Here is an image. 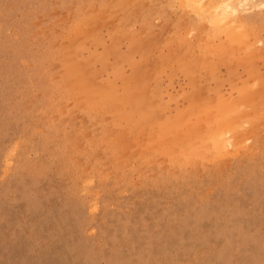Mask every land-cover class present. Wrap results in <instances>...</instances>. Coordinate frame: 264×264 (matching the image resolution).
Returning <instances> with one entry per match:
<instances>
[{
  "label": "rangeland",
  "instance_id": "374dc122",
  "mask_svg": "<svg viewBox=\"0 0 264 264\" xmlns=\"http://www.w3.org/2000/svg\"><path fill=\"white\" fill-rule=\"evenodd\" d=\"M184 1L0 0V264H264V0ZM124 79L153 125L97 101Z\"/></svg>",
  "mask_w": 264,
  "mask_h": 264
},
{
  "label": "bare ground",
  "instance_id": "6f19581e",
  "mask_svg": "<svg viewBox=\"0 0 264 264\" xmlns=\"http://www.w3.org/2000/svg\"><path fill=\"white\" fill-rule=\"evenodd\" d=\"M114 1V0H113ZM191 1V0H190ZM202 1V0H201ZM207 2H208V0H206ZM213 1H215V0H213ZM216 1H218V2H216ZM215 2L217 3V5L215 4V6H213L214 8H212V6L211 5H209V4H212L211 2H209V4H207L206 6H202V7H208L207 9V11H210V12H206V16L208 17L209 16V14H212V11L213 10H209V9H214V10H216L217 11V14L218 15H221V16H224L222 19H223V22L222 23H214L215 25L216 24H219V25H222V24H227L228 25V23L227 22H225L226 20H228L226 17L227 16H229V15H227V14H233V15H236V14H238L237 12H238V9H242L243 7H244V5L246 4V1H244V0H216ZM184 2H186V0L184 1ZM183 2V3H184ZM192 2V1H191ZM199 2V1H198ZM202 2H204V1H202ZM182 3V4H183ZM190 3V2H189ZM188 3V4H189ZM200 3V2H199ZM199 3L198 4H195L196 6H198L199 7ZM248 3V2H247ZM191 4V3H190ZM194 4V3H193ZM206 4V3H205ZM194 5V6H195ZM247 5V4H246ZM245 5V6H246ZM183 6V5H182ZM209 6H211L210 8H209ZM186 7V6H185ZM189 8H191L190 6H188ZM201 7V8H202ZM200 8V10H202ZM194 9V8H193ZM192 9V10H193ZM195 9H196V7H195ZM194 9V10H195ZM205 9V8H204ZM197 10V9H196ZM206 10V9H205ZM205 10H202L201 12H203V11H205ZM101 12V11H100ZM108 12V11H107ZM115 12V11H114ZM198 12V11H197ZM197 12H195V13H197ZM214 12V11H213ZM200 13V12H199ZM208 14V15H207ZM85 15V14H84ZM221 16H219L220 18H221ZM226 16V17H225ZM217 17V16H216ZM230 17V16H229ZM228 17V18H229ZM209 18H210V16H209ZM219 18V19H220ZM231 18V17H230ZM229 18V19H230ZM211 19V21L213 20V19H215V18H210ZM224 19H225V21H224ZM232 19V18H231ZM83 20H85V19H83ZM217 20H218V18H217ZM221 20V19H220ZM220 20H218L217 22H219ZM86 21V20H85ZM84 21V22H85ZM215 21H216V19H215ZM237 21V20H236ZM244 21V20H243ZM115 22V21H114ZM209 22H210V20H209ZM229 22H231V23H229V24H235L236 22H232V21H229ZM213 23H211V24H213ZM239 22H237V24H238ZM84 24V23H83ZM213 24V25H214ZM78 25V24H77ZM100 25V24H99ZM218 25V26H219ZM83 26V25H82ZM217 26V25H216ZM224 27V26H223ZM227 27V26H226ZM244 27V26H243ZM78 28H79V26H78ZM184 28V27H183ZM86 29V28H85ZM227 29V28H226ZM237 29V28H236ZM80 30H82V29H80ZM233 30V29H232ZM86 31V30H85ZM83 32V31H82ZM87 32V31H86ZM80 33H81V31H80ZM188 33V32H187ZM186 33V34H187ZM75 34V33H74ZM247 34V33H246ZM81 35V34H80ZM144 35V34H143ZM142 35V36H143ZM184 37V36H183ZM199 38V37H198ZM210 38V37H209ZM198 40V39H197ZM69 42V41H68ZM68 44V43H67ZM80 44V43H79ZM195 44V43H194ZM207 44V43H206ZM179 45V44H178ZM177 45V46H178ZM210 45V44H209ZM222 46V45H221ZM68 47V46H67ZM66 47V48H67ZM69 48H72V46L70 47L69 46ZM68 48V49H69ZM60 49V48H59ZM134 49V48H133ZM219 49V48H218ZM217 49V50H218ZM250 49V48H249ZM63 50V49H62ZM66 50V49H65ZM158 50V49H157ZM223 50H225V49H223ZM216 51V50H215ZM220 51V50H219ZM160 52V51H159ZM181 52V51H180ZM252 52V51H251ZM72 53H74V52H72ZM147 53V52H146ZM151 53H153V52H151ZM151 53H149V55H151L152 56V54ZM182 53V52H181ZM195 53V52H194ZM214 53H216V52H214ZM70 54V53H69ZM148 54V53H147ZM189 54V53H188ZM216 54H218V53H216ZM193 55V54H192ZM203 55V54H202ZM210 55V54H209ZM225 56H226V54H224ZM144 56V55H143ZM169 56V55H168ZM167 56V57H168ZM177 56V55H176ZM179 56V55H178ZM228 56V55H227ZM248 56V55H247ZM155 57V56H154ZM175 57V56H174ZM187 57V56H186ZM142 58V57H141ZM226 58V57H225ZM67 59V58H66ZM147 59V58H146ZM181 59V58H180ZM184 59V58H183ZM183 59H182V61H183ZM205 59V58H204ZM140 60V59H139ZM169 60V59H168ZM211 60V59H210ZM209 60V61H210ZM145 61H148V60H145ZM145 61H144V63H145ZM191 61H193V60H191ZM190 61V62H191ZM200 61V60H199ZM78 62V61H77ZM159 62V61H158ZM165 62V61H164ZM179 62V61H178ZM188 62V61H187ZM187 62H186V64H187ZM202 62V61H201ZM214 62V61H213ZM81 63V62H80ZM193 63V62H192ZM161 64H162V62H161ZM170 64H171V61H170ZM183 64H184V62H183ZM193 64H195V63H193ZM198 64V63H197ZM80 65V64H79ZM136 65H137V62H136ZM140 65V64H139ZM185 65V64H184ZM203 65H204V63H203ZM207 65H208V63H207ZM213 65V64H212ZM82 66H84V65H82ZM169 66V65H168ZM205 66H206V64H205ZM66 66H64V68H65ZM79 67H81V65L79 66ZM138 67V66H137ZM163 67V66H162ZM185 67H186V65H185ZM84 68V67H83ZM88 68V67H87ZM87 68H84V69H82V67H81V69L82 70H84V74L86 73L85 72V70L87 69ZM131 68V67H130ZM155 68V67H154ZM198 68H199V66H198ZM209 68V67H208ZM211 68V67H210ZM214 68V67H213ZM77 69V68H76ZM71 70V69H70ZM82 70H80L79 72L80 73H83V71ZM195 70V69H194ZM82 71V72H81ZM132 71V70H131ZM131 71H130V73H131ZM135 71H136V68H135ZM189 71H191V70H189ZM69 72V71H68ZM77 72H78V69H77ZM199 72V71H198ZM197 72V73H198ZM151 73H153V72H150V74ZM196 73V72H195ZM205 73V72H204ZM206 73H208V70H207V72ZM70 74H71V72H70ZM70 74H69V76H70ZM77 74V73H76ZM88 74V73H87ZM191 74H192V71H191ZM72 75V74H71ZM123 76V75H122ZM144 76V75H143ZM191 76V75H190ZM124 77V76H123ZM126 77H128V76H126ZM255 77V76H254ZM79 78V77H78ZM80 78H82V77H80ZM79 78V79H80ZM125 78V77H124ZM146 78V77H145ZM258 78V76L257 77H255V79H257ZM263 79H264V77H262ZM72 79V78H71ZM87 79V78H86ZM126 79V78H125ZM123 80V82L126 84V81H128V80ZM132 79V78H131ZM131 79H130V81H131ZM254 79V80H255ZM260 79V78H259ZM192 80V79H191ZM196 80V79H195ZM253 80V81H254ZM258 80V79H257ZM75 81V80H74ZM130 81H128V82H130ZM188 81V80H187ZM252 81V82H253ZM259 81H261V83L260 82H258V81H256L255 80V82H257L256 84H259L260 83V86H259V90H260V87H262V85H264V84H262V79L261 80H259ZM70 82V81H69ZM191 82V81H190ZM112 83V82H111ZM82 84L83 85H81V89H83V86H85L86 85V83H84V81H82ZM128 84V83H127ZM140 84V83H139ZM139 84L137 83V81H134L133 83H131L130 82V84L128 85V86H125L124 88H123V91L121 92V90L122 89H120V92L118 93L114 88L112 89L111 88V90H109V91H107L106 93H103V92H96L95 94L98 96V98H97V101H104V100H107L106 102H112V104L109 106L110 108H112L114 111H116V113L118 114V115H121V116H124V118L126 119V120H129L128 122L129 123H133L135 120V113L138 115V117L139 118H141L142 117V119L144 118L145 120H146V122L148 121V119L149 120H151L150 121V123L152 122V119H150L152 116H153V114H152V109H153V106H152V108L150 107V106H148V104H147V100H149V98H147V100H145V96L142 94V90H141V87L139 86ZM190 84V83H189ZM250 84V83H249ZM203 85V84H202ZM251 85V84H250ZM124 86V85H123ZM198 88V87H197ZM257 88H258V85H257ZM90 89V88H89ZM147 89V91H148V89H150L149 87H147L146 88ZM247 89V88H246ZM59 90V89H58ZM92 90V89H91ZM249 91H248V93H247V91L245 90V92L246 93H244L245 94V96H243V98H245L246 99V101L245 100H243L242 99V101H244L243 102V104L244 103H246L245 104V106L247 105V104H250V102H251V104L253 105V103H255V100L253 101V95L254 94H252L251 93V89H248ZM251 90V91H250ZM69 91V90H68ZM104 92H105V90H103ZM76 92V91H75ZM250 92V93H249ZM260 92H261V90H260ZM262 92H264V91H262ZM262 92H261V96L263 97L262 98V100H263V102H264V94H262ZM87 93V92H86ZM147 94H149L150 93V91H149V93L148 92H146ZM193 94H194V92H192ZM197 93V92H196ZM206 93V92H205ZM243 94V95H244ZM150 96L152 95L151 93L149 94ZM89 95H87V97H88ZM194 96H195V94H194ZM203 96H204V94H203ZM242 96V95H241ZM148 97V96H147ZM208 97V96H207ZM229 97V96H228ZM94 98V97H93ZM193 98V97H192ZM196 98V97H195ZM204 98V97H203ZM237 98V97H236ZM235 98V99H236ZM87 99H89V97L87 98ZM91 99H92V97H91ZM109 99H111L110 101H109ZM191 99V98H190ZM199 99V98H198ZM211 99H213V98H211ZM250 99V100H249ZM193 100V99H192ZM207 100H208V98H207ZM247 100H249L250 102H248L247 103ZM85 101V100H84ZM202 101V100H201ZM242 101H241V103H242ZM87 102V101H86ZM200 102V101H199ZM206 102V101H205ZM204 102V103H205ZM208 102V101H207ZM253 102V103H252ZM99 104V103H98ZM103 104V103H102ZM190 104H192V103H190ZM199 105L201 104V103H198ZM203 104V103H202ZM201 104V105H202ZM229 104V103H228ZM256 104V103H255ZM258 104V103H257ZM256 104V105H257ZM92 105V104H91ZM106 105H109L108 103H106ZM155 105V104H154ZM198 105V106H199ZM204 105V104H203ZM212 105V104H211ZM264 104H262V105H259V106H263ZM98 106V105H97ZM101 106V105H100ZM121 106H123L122 107V110H124L125 109V106L128 108V113L127 112H125V111H123L122 112V110L120 109V107ZM197 105H195V107H198ZM224 108H222V107ZM150 107V108H149ZM191 107V106H190ZM189 107V109H191V110H189V111H192L193 112V114H190V112H189V114L190 115H192V116H196V117H194V118H196V120L198 121V119H197V116L201 113V112H199V114H198V108H197V113H196V111H194V108H190ZM203 107V106H202ZM209 107H210V105H209ZM215 107V106H214ZM217 107H221L220 109H222L224 112H223V114L222 115H219V114H217L215 117L217 118L218 117V123H214L215 124V126L211 129V130H209L208 132H209V136H208V138L209 139H211L210 141L213 143L212 144V146H210L211 148L214 146V148H215V150L217 149L218 151H220L221 149H223L224 147H225V137H226V140H227V136H226V134H227V132H226V134L224 135V133H225V130L226 129H228V131H229V129H231V130H233L232 129V126H231V128H230V124H232V123H230L229 124V120H231V119H227V118H229L228 117V113L230 114L232 111L230 110V108H229V106L228 107H226L225 105H218ZM216 107V108H217ZM250 107V106H249ZM256 107V106H255ZM254 106H253V108H255ZM258 107V106H257ZM257 107L255 108V109H257ZM108 108V107H107ZM199 108H200V106H199ZM207 108H208V106H207ZM206 108V109H207ZM216 108H215V111H216V113H222V111H219V108L216 110ZM227 108V109H226ZM248 108V107H247ZM258 108H260L261 110L262 109H264V106L263 107H258ZM82 109V108H81ZM105 109V108H104ZM157 109V108H156ZM203 109V108H202ZM201 109V110H202ZM245 109V108H244ZM250 109V108H249ZM98 111V110H97ZM127 111V110H126ZM225 111H227L226 113H225ZM229 111V112H228ZM244 111V110H243ZM257 111L258 112H256L257 114L259 113V114H261L262 112L260 111V110H258L257 109ZM204 112V110H202V113ZM208 112H209V108H208ZM247 112H250V110L249 111H247ZM247 112H244V113H247ZM156 113V112H155ZM154 113V114H155ZM157 113H159V112H157ZM157 113H156V115H157ZM151 114H152V116H151ZM239 114H240V111H239ZM249 114V113H248ZM248 114H246V115H248ZM257 114H255V116L257 115ZM115 115V114H114ZM183 115H184V113H183ZM204 115H205V112H204ZM219 115V116H218ZM252 115V114H251ZM251 115H250V117H251ZM249 116V115H248ZM117 117V116H116ZM134 117V118H133ZM137 116H136V118H138ZM180 117V116H179ZM179 117H176V119H179L180 120V118ZM184 117V116H183ZM213 117V116H212ZM119 118V117H118ZM163 118V117H162ZM214 118V117H213ZM233 118H235V117H233ZM232 118V119H233ZM248 117H246V119H247ZM257 118H260V117H257ZM115 119V118H114ZM175 118H172V120H174ZM175 119V120H176ZM186 119H188L187 117L186 118H184V120H186ZM245 119V118H244ZM116 120H117V118H116ZM134 120V121H133ZM159 120H161V119H159ZM163 120V119H162ZM169 121V122H167L166 124H164V126H162L161 127V129H163L162 131H161V133H162V135H164L163 136V138L165 137V135H167L168 136V138H169V135H172V137L170 136V138H173L170 142H172V141H175L176 139H179V137H182L183 135H184V132L186 131V130H184V132H180L179 130L180 129H182L181 127H183V126H185L183 123H180V121L179 120H176V121ZM189 120V119H188ZM188 120H187V122H188ZM209 119H207V121H208ZM213 120V119H212ZM228 120V121H227ZM235 120V119H234ZM241 120V119H240ZM243 120V119H242ZM262 120V119H261ZM127 122V121H126ZM140 122H141V124H140ZM196 122V121H195ZM215 122H217V120L215 119ZM228 122V123H227ZM129 123H128V125H129ZM147 123H149V121L147 122ZM156 123V122H155ZM134 124H136V127H137V123L136 122H134ZM143 123H142V121L140 120L139 121V126L140 125H142ZM146 124V123H145ZM152 125H153V123H151ZM229 124V125H228ZM236 124H238V122L236 123ZM189 125V124H188ZM194 123L192 124V126L194 127ZM197 125V124H196ZM196 125H195V129L192 131V132H189L190 134L191 133H193L194 134V132H196V134L198 135V133H199V131H196L197 129V127H196ZM212 125V124H211ZM233 125V124H232ZM235 125V124H234ZM132 126H133V124H132ZM131 126V127H132ZM143 126H144V124H143ZM146 127H147V124L145 125ZM148 126H150V125H148ZM181 126V127H180ZM186 126H187V124H186ZM186 126H185V128H186ZM191 125H189V127H190ZM209 126V125H208ZM130 126H128L127 128H129ZM189 127L187 128V129H189ZM229 127V128H228ZM180 128V129H179ZM200 128V127H199ZM133 129V128H132ZM135 129V128H134ZM191 130H192V128H190ZM189 129V130H190ZM209 129H210V127H209ZM125 130V129H124ZM190 130V131H191ZM204 131H206V130H204ZM188 132V131H187ZM198 132V133H197ZM231 132V131H230ZM233 132V131H232ZM231 132V133H232ZM120 133V132H119ZM123 133V132H122ZM160 133V134H161ZM181 134H183V135H181ZM126 135V134H125ZM131 135V134H130ZM153 135V134H152ZM181 135V136H180ZM199 135H201L202 136V134H200L199 133ZM134 136V135H133ZM187 136V135H186ZM186 136L184 135V137L186 138ZM191 136H194V135H189V137H190V139H191ZM225 136V137H224ZM125 137V136H124ZM188 137V136H187ZM200 136H198V138H199ZM117 138V137H116ZM130 138V137H129ZM156 138V137H155ZM184 138V139H185ZM203 138V137H202ZM201 138V139H202ZM169 139H167V137H166V140L165 141H167V140H169ZM182 138H180V140H181ZM163 140V139H162ZM189 140V139H188ZM198 140V139H197ZM204 140V139H203ZM184 141V140H183ZM182 141V142H183ZM228 141H229V139H228ZM228 141H226V142H228ZM129 142V141H128ZM162 142H164V141H162ZM168 142V141H167ZM179 142V141H178ZM182 142L181 143H178V145L179 144H182ZM176 143V142H175ZM184 143H186V142H184ZM184 143H183V145H184ZM196 143H198V142H196ZM156 144V143H155ZM230 144V143H229ZM162 145H163V143H162ZM182 145V146H183ZM182 146H181V148H182ZM228 146V145H227ZM126 147V146H125ZM173 147H175V144H174V146ZM188 148L187 149H189L190 147L189 146H187ZM191 147H193V146H191ZM176 148H178V146L176 147ZM199 148V147H198ZM197 147L196 148H194L193 149V152H194V154H200L201 153V151L203 150V151H205V148H202V150H201V148L200 149H198ZM162 149V148H161ZM226 149V148H225ZM165 150H168V148L167 149H165ZM179 150H180V148H179ZM178 149H177V151H179ZM190 150H191V148H190ZM214 150V149H213ZM192 151V150H191ZM208 151V150H207ZM211 151V150H210ZM187 152H188V150H187ZM212 152V151H211ZM230 152V151H229ZM106 153V152H105ZM179 154V152H177V155ZM181 154V153H180ZM179 154V155H180ZM216 154V153H215ZM218 154V153H217ZM223 154V153H222ZM181 157V156H180ZM198 157H199V155H198ZM178 158V157H177ZM196 158H197V156H196ZM184 160V159H183ZM92 179V178H91Z\"/></svg>",
  "mask_w": 264,
  "mask_h": 264
}]
</instances>
